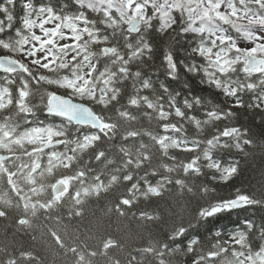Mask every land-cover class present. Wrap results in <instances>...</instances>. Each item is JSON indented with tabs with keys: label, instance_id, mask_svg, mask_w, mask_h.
<instances>
[{
	"label": "snow or ice",
	"instance_id": "6c2138e0",
	"mask_svg": "<svg viewBox=\"0 0 264 264\" xmlns=\"http://www.w3.org/2000/svg\"><path fill=\"white\" fill-rule=\"evenodd\" d=\"M0 223V264H264V0H0Z\"/></svg>",
	"mask_w": 264,
	"mask_h": 264
},
{
	"label": "trees",
	"instance_id": "16d2710c",
	"mask_svg": "<svg viewBox=\"0 0 264 264\" xmlns=\"http://www.w3.org/2000/svg\"><path fill=\"white\" fill-rule=\"evenodd\" d=\"M245 175L248 177V178H252V173L251 172H246ZM7 223V222H5ZM5 223H0V239L3 238V234H4V229H5ZM134 227V226H133ZM11 232V229H9V233ZM42 255H45L46 253L42 252L41 253ZM49 264H51V261H49Z\"/></svg>",
	"mask_w": 264,
	"mask_h": 264
}]
</instances>
